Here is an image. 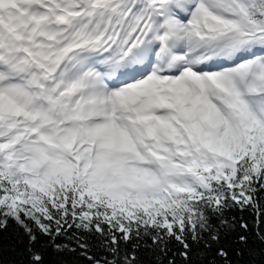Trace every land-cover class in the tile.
<instances>
[{"label":"snow or ice","instance_id":"1","mask_svg":"<svg viewBox=\"0 0 264 264\" xmlns=\"http://www.w3.org/2000/svg\"><path fill=\"white\" fill-rule=\"evenodd\" d=\"M0 264H264V0H0Z\"/></svg>","mask_w":264,"mask_h":264}]
</instances>
